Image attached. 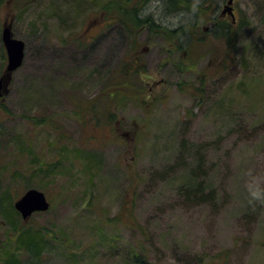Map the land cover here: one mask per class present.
Instances as JSON below:
<instances>
[{
  "label": "rangeland",
  "instance_id": "obj_1",
  "mask_svg": "<svg viewBox=\"0 0 264 264\" xmlns=\"http://www.w3.org/2000/svg\"><path fill=\"white\" fill-rule=\"evenodd\" d=\"M226 2L204 0L218 14ZM126 4L160 30L193 25L190 43L147 27L129 38L91 0L0 2V77L2 28L25 44L0 90V198L20 222L0 208V264L28 228L44 246L21 264H264V0H233L250 20L234 60L210 19ZM131 55L142 73L125 85ZM28 187L51 206L23 220L13 205Z\"/></svg>",
  "mask_w": 264,
  "mask_h": 264
},
{
  "label": "trees",
  "instance_id": "obj_2",
  "mask_svg": "<svg viewBox=\"0 0 264 264\" xmlns=\"http://www.w3.org/2000/svg\"><path fill=\"white\" fill-rule=\"evenodd\" d=\"M2 0H0L1 2ZM94 5H96L100 11L105 12L108 10V15L105 13L104 17L108 23L115 22L121 24L123 30L126 32L128 37H132L133 30L137 29V27H147L152 31L163 32L167 35L165 38L169 40L177 41V48L181 50L184 46H187L191 40V34L188 27H194L193 25L186 24L184 26H180L175 30L169 29H161L158 28V25L154 23L155 21L147 16H143L140 14V10L138 11L136 8L131 11V15L127 13L128 8L125 6L126 0H91ZM166 4V12H176L178 14L188 13V16L192 17L194 21L197 23H201L204 20L210 19L211 24V32H218L217 36L224 37L227 42L226 44L230 47H236L231 49L228 54V59L234 60L237 55V47L238 40L241 34V30L248 25H250V20L245 18L244 15L237 22L236 19L234 22H230L228 20H223V16L214 12L210 6H206L204 4V0L199 3L191 2L190 0H164ZM127 5V4H126ZM207 7V8H206ZM105 9V10H104ZM102 20V18H101ZM259 21L264 26V13L259 18ZM209 24V25H210ZM235 51V52H233ZM2 60H5V56H2ZM121 69L118 73L116 81H123V84L127 85L130 83V80L135 75H139L142 73V68H140V64L138 63V59L133 55L128 56L127 58H123L121 61ZM245 63V62H244ZM2 72V68L0 67V73ZM94 113V112H93ZM96 114V113H95ZM109 116V115H108ZM110 117L106 119L109 120ZM111 119V118H110ZM35 171L44 172L43 166H36ZM36 172V173H37ZM29 188V187H28ZM3 200V201H2ZM4 205H3V204ZM5 198L1 196L0 198V208L5 211V215L9 218L15 217V212L12 208L11 204L6 205ZM10 209V211H9ZM128 226L137 228L141 230L139 226H137L132 218V208H130ZM16 218V217H15ZM13 221V228L17 227L19 220ZM16 229V228H15ZM20 234L17 238V244L15 251L6 250L4 264H21L18 253L21 251H25L28 255L34 258H38L43 251L44 246V234L39 231H32L31 229H21ZM143 233V232H142ZM128 264H151L144 257L143 253H135L128 255Z\"/></svg>",
  "mask_w": 264,
  "mask_h": 264
},
{
  "label": "water",
  "instance_id": "obj_3",
  "mask_svg": "<svg viewBox=\"0 0 264 264\" xmlns=\"http://www.w3.org/2000/svg\"><path fill=\"white\" fill-rule=\"evenodd\" d=\"M232 3L233 0H227L222 15L228 14L234 21ZM1 42L6 54V67L4 75L0 77V90L2 85L10 80L11 74L21 67L25 48L24 42L15 38L8 26H4L1 30ZM13 206L23 220H28L34 213L48 211L50 202L43 192L30 188L14 202Z\"/></svg>",
  "mask_w": 264,
  "mask_h": 264
}]
</instances>
